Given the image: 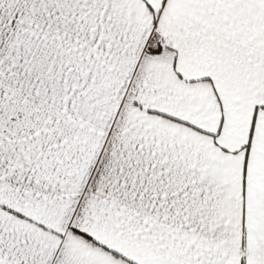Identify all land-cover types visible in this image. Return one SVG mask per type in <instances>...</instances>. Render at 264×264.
<instances>
[{
	"label": "snow or ice",
	"instance_id": "obj_1",
	"mask_svg": "<svg viewBox=\"0 0 264 264\" xmlns=\"http://www.w3.org/2000/svg\"><path fill=\"white\" fill-rule=\"evenodd\" d=\"M0 264H264V0H0Z\"/></svg>",
	"mask_w": 264,
	"mask_h": 264
}]
</instances>
